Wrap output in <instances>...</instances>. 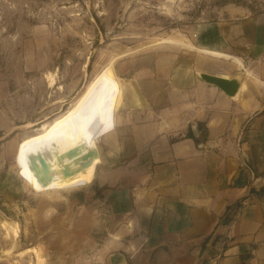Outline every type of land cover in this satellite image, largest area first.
Masks as SVG:
<instances>
[{
    "label": "rangeland",
    "instance_id": "rangeland-1",
    "mask_svg": "<svg viewBox=\"0 0 264 264\" xmlns=\"http://www.w3.org/2000/svg\"><path fill=\"white\" fill-rule=\"evenodd\" d=\"M232 21L264 30V0H0L1 133L16 125L0 141V264H98L86 251V221L104 237L92 187L45 189L76 168L95 172L98 141L127 93L120 61L192 49L196 28ZM259 44L252 56L254 42L233 57L199 50L242 83L251 77L242 67L264 61Z\"/></svg>",
    "mask_w": 264,
    "mask_h": 264
},
{
    "label": "crops",
    "instance_id": "crops-1",
    "mask_svg": "<svg viewBox=\"0 0 264 264\" xmlns=\"http://www.w3.org/2000/svg\"><path fill=\"white\" fill-rule=\"evenodd\" d=\"M261 31L234 21L201 25L192 49L116 65L127 93L98 141L101 161L87 185L105 216L101 239L99 221H86L92 262L264 264V61L242 67L251 77L235 98L199 78L236 76L199 49L233 57L235 45L254 42L257 55ZM15 130L0 129V139Z\"/></svg>",
    "mask_w": 264,
    "mask_h": 264
},
{
    "label": "bare ground",
    "instance_id": "bare-ground-1",
    "mask_svg": "<svg viewBox=\"0 0 264 264\" xmlns=\"http://www.w3.org/2000/svg\"><path fill=\"white\" fill-rule=\"evenodd\" d=\"M50 79H48V80L50 81ZM50 82H49V84H50ZM240 86H241V83L239 85V89H240ZM239 89H238V91H239ZM237 94H238V92L236 93V95ZM236 95L232 98H235ZM78 155L79 154L72 153V154L66 156V158L70 159V160H74L75 158H77ZM94 174H95V172L92 169H89L86 167L76 168V170L71 171L70 174H68V176L64 180L56 183L51 188H48L45 190H54V189L55 190H69V189H74V188L85 187V186L92 183Z\"/></svg>",
    "mask_w": 264,
    "mask_h": 264
},
{
    "label": "water",
    "instance_id": "water-1",
    "mask_svg": "<svg viewBox=\"0 0 264 264\" xmlns=\"http://www.w3.org/2000/svg\"><path fill=\"white\" fill-rule=\"evenodd\" d=\"M199 78L203 80L205 83L211 84L219 88L222 92H224L227 96L229 97H234L236 93L238 92L239 85L241 82H238L236 78L232 79H227V78H222L218 76H212V75H207V74H199ZM114 128V122H112L108 128L105 134L108 132L112 131ZM9 134L5 135L0 139L4 140ZM104 135V134H103ZM92 185V184H91ZM90 185V186H91Z\"/></svg>",
    "mask_w": 264,
    "mask_h": 264
}]
</instances>
